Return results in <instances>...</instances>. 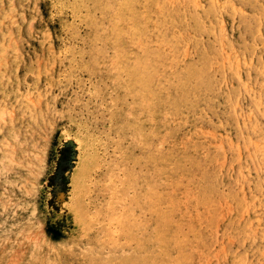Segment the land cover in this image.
Wrapping results in <instances>:
<instances>
[{
  "label": "rangeland",
  "instance_id": "obj_1",
  "mask_svg": "<svg viewBox=\"0 0 264 264\" xmlns=\"http://www.w3.org/2000/svg\"><path fill=\"white\" fill-rule=\"evenodd\" d=\"M145 263L264 264V0H0V264Z\"/></svg>",
  "mask_w": 264,
  "mask_h": 264
},
{
  "label": "bare ground",
  "instance_id": "obj_2",
  "mask_svg": "<svg viewBox=\"0 0 264 264\" xmlns=\"http://www.w3.org/2000/svg\"><path fill=\"white\" fill-rule=\"evenodd\" d=\"M144 82H145V80H144ZM144 82H142V83H144ZM148 82V81H147ZM184 83V82H183ZM194 83V82H193ZM158 92V91H157ZM177 92V91H176ZM161 94V93H160ZM173 94V93H172ZM190 94V93H189ZM194 97V96H193ZM173 101V100H172ZM186 102H187V100H185ZM173 103V102H172ZM171 103V104H172ZM186 105V104H185ZM152 110H154L153 108H152ZM179 120V119H178ZM176 122V121H175ZM146 130V129H145ZM185 130V129H184ZM188 152V151H187ZM212 154V153H211ZM152 259V258H151ZM150 260V259H149ZM146 264V263H145Z\"/></svg>",
  "mask_w": 264,
  "mask_h": 264
}]
</instances>
